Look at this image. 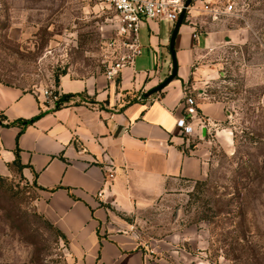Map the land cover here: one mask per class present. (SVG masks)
Masks as SVG:
<instances>
[{"label": "crops", "instance_id": "1", "mask_svg": "<svg viewBox=\"0 0 264 264\" xmlns=\"http://www.w3.org/2000/svg\"><path fill=\"white\" fill-rule=\"evenodd\" d=\"M176 22H144L141 54L115 80L106 72L63 75L57 92L71 97L59 107L41 90L0 81V173L19 160L39 189L38 209L66 237L71 264H183L188 256L168 240L140 241L130 218L182 190L184 182L206 179L214 141L231 144L227 130L216 128L221 104L193 97L188 82L204 53L235 36L215 23L202 29L183 21L174 45L177 74L147 95L172 72ZM188 96L197 109L188 119L189 135L177 126ZM40 114L27 126L8 125Z\"/></svg>", "mask_w": 264, "mask_h": 264}, {"label": "rangeland", "instance_id": "2", "mask_svg": "<svg viewBox=\"0 0 264 264\" xmlns=\"http://www.w3.org/2000/svg\"><path fill=\"white\" fill-rule=\"evenodd\" d=\"M217 2L234 8L213 22L203 0H193L184 22L215 23L235 38L194 63L188 86L198 100L221 104L216 128L231 144L214 141L206 179L184 182L130 219L145 244L168 240L183 250V264H264V0ZM125 41L112 8L0 0V81L7 84L54 95L63 75L107 72L128 51ZM38 190L19 165L0 173V264H71L66 237L38 209Z\"/></svg>", "mask_w": 264, "mask_h": 264}, {"label": "built area", "instance_id": "3", "mask_svg": "<svg viewBox=\"0 0 264 264\" xmlns=\"http://www.w3.org/2000/svg\"><path fill=\"white\" fill-rule=\"evenodd\" d=\"M88 3L99 5L102 8H112L118 16L119 34L127 39L123 42L129 47L128 51L122 54L116 62H114L107 70L106 76L108 80H115L123 68L131 66L136 56L141 54V46L139 42V30L146 21L168 20L176 22L180 13L185 7L182 0H84ZM217 0H203L201 10L210 15L212 20H218L223 14L230 13L234 8V3H229L224 8L217 5ZM193 6H190L189 11ZM45 97L50 98L56 103L60 94L57 92L53 95L52 91L44 90ZM187 108L186 116L178 120L177 126L183 133L189 135L192 133V127L188 123V119H192L197 115L196 103L193 97L186 98ZM204 120L202 123L204 124ZM101 195V192L99 193Z\"/></svg>", "mask_w": 264, "mask_h": 264}, {"label": "water", "instance_id": "4", "mask_svg": "<svg viewBox=\"0 0 264 264\" xmlns=\"http://www.w3.org/2000/svg\"><path fill=\"white\" fill-rule=\"evenodd\" d=\"M192 2H193V0H186L185 1V7L182 10V12L180 13V17L175 24V28H174L172 36H171L170 50H171V54L173 57L172 72L162 83H160L157 87L150 90L147 93V95H152V94L162 90L164 87H166L175 78V76L177 74L178 67H177L175 50H174L175 40H176L177 34L179 32V29H180L181 25L183 24L184 18L186 17L187 9L191 6Z\"/></svg>", "mask_w": 264, "mask_h": 264}, {"label": "trees", "instance_id": "5", "mask_svg": "<svg viewBox=\"0 0 264 264\" xmlns=\"http://www.w3.org/2000/svg\"><path fill=\"white\" fill-rule=\"evenodd\" d=\"M70 97H71L70 95H63V96L59 99V101H57V107H59L63 102L69 100ZM40 116H41V114H40V115H37V116H35V117L31 118V119H22V120H19V121H14V122H12V123H10V124H8V125L16 124V123H18V122H22L25 126H27V125H29V124L34 123L37 119L40 118ZM0 122H1V123L3 122V118H2L1 116H0ZM16 164L20 166V164H19V160L16 161Z\"/></svg>", "mask_w": 264, "mask_h": 264}]
</instances>
